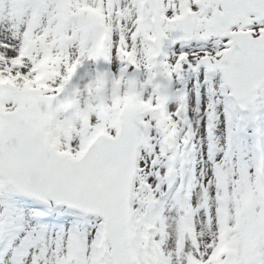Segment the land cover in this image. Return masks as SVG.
Returning <instances> with one entry per match:
<instances>
[{
    "label": "rangeland",
    "instance_id": "1",
    "mask_svg": "<svg viewBox=\"0 0 264 264\" xmlns=\"http://www.w3.org/2000/svg\"><path fill=\"white\" fill-rule=\"evenodd\" d=\"M141 2L0 0V123L23 109L60 154L77 157L89 139L116 134L130 93L156 104L162 72L154 67L152 20L171 37L189 11L206 30L220 6ZM243 24L264 29L251 14ZM182 50L169 53L167 110L144 118L149 136L132 207L137 264H238L242 256L243 264H264V81L237 103L217 57L198 62ZM36 203L0 176V264H112L98 217L53 204L43 212Z\"/></svg>",
    "mask_w": 264,
    "mask_h": 264
},
{
    "label": "water",
    "instance_id": "2",
    "mask_svg": "<svg viewBox=\"0 0 264 264\" xmlns=\"http://www.w3.org/2000/svg\"><path fill=\"white\" fill-rule=\"evenodd\" d=\"M215 0H209L213 2ZM223 11L216 12L213 34L230 36V49L222 58L224 78L239 99L255 89L264 75V33L252 40L248 33H231L240 10L264 15V0H220ZM189 21L194 35L176 36L168 44H158L157 62H163L166 49L176 41L202 39L200 23ZM208 38V37H207ZM253 80V82H249ZM170 80L160 87V106L169 98ZM155 110L148 103L129 96L122 109V122L115 139L94 141L76 160L61 156L23 110L8 114L0 127V172L16 188L39 198H53L88 213H98L105 221L107 241L111 243L116 264L137 261L132 235L131 195L137 172V153L147 136L142 116Z\"/></svg>",
    "mask_w": 264,
    "mask_h": 264
},
{
    "label": "bare ground",
    "instance_id": "3",
    "mask_svg": "<svg viewBox=\"0 0 264 264\" xmlns=\"http://www.w3.org/2000/svg\"><path fill=\"white\" fill-rule=\"evenodd\" d=\"M97 50H98V48L96 49V52H98ZM181 232H183V229L182 228H181ZM185 232H186V234H189L190 231H189V228L188 227H186ZM235 262L238 263V264H243L244 257L243 256L241 258H238L237 257V260Z\"/></svg>",
    "mask_w": 264,
    "mask_h": 264
}]
</instances>
